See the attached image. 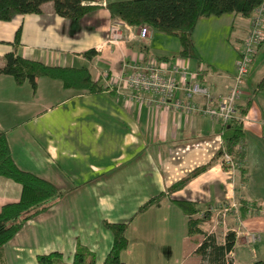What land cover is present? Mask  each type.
I'll use <instances>...</instances> for the list:
<instances>
[{
    "label": "crops",
    "instance_id": "obj_1",
    "mask_svg": "<svg viewBox=\"0 0 264 264\" xmlns=\"http://www.w3.org/2000/svg\"><path fill=\"white\" fill-rule=\"evenodd\" d=\"M111 1L122 0H96L97 8L79 21L56 15L52 2L42 5L41 14L0 21V66L13 50L20 28L17 53L22 58L51 67H85L103 88L90 94L66 89L59 80L39 77L33 90L27 82L19 86L11 76L0 74V134H5L16 166L56 187L62 179L74 183L68 188L67 210L54 205L38 217V223L34 222L38 218L26 223L4 246L0 264H37L38 255L51 252L62 255V264H72L78 245L94 254L95 264H102L112 245V234L103 221H127L146 200L202 165H209L205 172L133 219L126 230L127 246L120 253L121 261L199 264L194 251L201 240L195 243L196 237L194 242L188 237V218L171 200L191 201L201 211L236 198L250 205L243 212L244 224L250 232L260 233L263 241L243 252L236 240L233 255L243 256L240 264L264 261V86L258 88L264 79V43L237 101V108L248 101L249 106L239 119L244 132L243 165L232 171L222 168L215 158L222 140L230 134L225 131L222 137L220 125L201 114L156 109L147 96L139 101L129 91L109 85L122 73L123 63L163 56L168 59L159 62L185 65L198 72L196 82L207 87L215 99L221 98L232 84L250 19L215 17L230 18L220 25L204 22L214 17L201 18L191 35L192 53L180 57V44L174 51H152L151 30V35L141 40L140 27L122 23L118 25L121 40L110 44L108 28L118 23L106 8ZM226 25L224 34L230 35H225L224 41L218 27ZM90 50L97 54L85 57ZM194 101L204 105L202 97ZM20 195L18 184L0 177V208L18 202ZM54 211L61 212L63 218ZM53 217L58 222L57 231L51 229Z\"/></svg>",
    "mask_w": 264,
    "mask_h": 264
},
{
    "label": "trees",
    "instance_id": "obj_2",
    "mask_svg": "<svg viewBox=\"0 0 264 264\" xmlns=\"http://www.w3.org/2000/svg\"><path fill=\"white\" fill-rule=\"evenodd\" d=\"M96 0H0V21L9 22L16 16L26 14H41V7L46 2H52L56 15L71 21H79L85 15L94 11ZM264 6V0H122L107 2L106 8L113 20L121 21L128 26L147 27L152 32L174 37L180 44V57H188L192 53V32L201 18L239 15L243 19H251L255 10ZM20 28L16 31L13 50L4 56V64L0 66V74L11 76L17 85L28 83L33 90L36 79L48 77L63 83L66 89L86 90L90 94H98L102 86L92 80L87 68H61L46 66L40 62L22 58L17 53L20 45ZM264 41L262 42V44ZM241 48V47H240ZM240 51V50H239ZM238 51V54H239ZM94 50L86 52L87 58L95 56ZM158 61H166L163 56L155 57ZM264 79L258 84L263 88ZM239 106V115L246 113V107ZM222 140L215 158L227 153L234 160H242L244 152L237 146L243 143L244 132L238 119L222 125ZM243 145V144H242ZM243 147V146H242ZM209 165L199 166L185 177L173 183L164 192L149 198L135 211L132 217L123 223L103 221V227L112 234V245L102 264H125L120 259V253L127 246L126 230L133 219L152 206L160 203L167 196L182 190L191 180L208 169ZM224 169L229 170L228 167ZM0 177L9 179L21 187L18 202L8 203L0 208V259L4 246L10 242L24 225L45 214L52 206L51 201L59 196L58 188L51 182L26 171L20 170L14 163L5 134H0ZM188 218V235H198L202 240L195 250L199 256V264H234L227 255L234 251L236 232L228 231L218 242L214 234L205 229L206 222L212 214L207 212L196 217L200 210L196 203L187 200H171ZM245 205V204H243ZM242 205V206H243ZM247 206V204H246ZM246 211L242 208V212ZM243 215V214H242ZM62 255L58 252L38 255L37 264H62ZM72 264H95V256L81 245L77 246L72 255ZM250 264H264L258 260Z\"/></svg>",
    "mask_w": 264,
    "mask_h": 264
},
{
    "label": "built area",
    "instance_id": "obj_3",
    "mask_svg": "<svg viewBox=\"0 0 264 264\" xmlns=\"http://www.w3.org/2000/svg\"><path fill=\"white\" fill-rule=\"evenodd\" d=\"M263 11L264 6L259 7L250 19L248 32L242 41L235 63L232 84L228 93L221 98L215 99L208 88L196 82L198 72L190 71L185 65L159 62L156 59L145 62L133 61L131 64L123 63L122 73L112 78L109 85L111 88L117 87L120 91H129L130 96H137L138 99L147 96L149 104L156 109H171L187 115L201 114L205 118L226 124L236 116L237 101L242 94L245 78L258 47L264 41ZM120 23L126 25L118 21L108 28L107 37L110 44L122 38L118 27ZM150 33L149 28L140 27L138 36L143 40ZM126 69H129V73H126ZM195 97L204 99L202 107L195 103ZM242 146V143L239 144L237 149L242 150ZM234 162L230 155L223 153L222 164L235 169L237 165ZM210 210L216 211L218 208L215 210L211 207ZM233 256V252L229 253L227 259H233Z\"/></svg>",
    "mask_w": 264,
    "mask_h": 264
},
{
    "label": "rangeland",
    "instance_id": "obj_4",
    "mask_svg": "<svg viewBox=\"0 0 264 264\" xmlns=\"http://www.w3.org/2000/svg\"><path fill=\"white\" fill-rule=\"evenodd\" d=\"M262 15H263V21H264V11H263ZM229 19H230L229 17H222L221 19L214 17L213 19H210V20H213V21H204V22H206L207 24H209L208 22H210V23L218 22L220 25H223L225 23V21L229 20ZM263 26H264V22H263ZM222 28L223 29H221L220 26L218 27L219 33L221 31H223L222 34L224 35L223 38H224V41H225L226 37H228L230 35V33L229 34H224L225 31H227V29H228L227 25L225 26V28H224V26ZM205 29H207V26L204 27V30ZM222 34L219 35V37L221 36L220 37L221 39H223L222 38ZM150 35H151V33L148 36H150ZM225 35H226V37H225ZM152 36H153V40H154L153 44H152V47H151L152 51L159 52V53H161L163 51H174L175 49H177V47L179 45L178 40L176 38H174V37H171V36H168V35H163L161 33H155V32H152ZM220 38H219V40H220ZM191 40H192V38H191ZM114 45H115V43H114ZM261 45H262V43H261ZM260 46L258 47V49L260 48ZM258 49L256 51V54L258 52ZM255 57H256V55H255ZM255 57H254V59H255ZM254 59H253V61H254ZM243 88H244V86H243ZM242 93H243V91H242ZM141 100L142 99L140 97L139 101H141ZM235 114H236V116H235L234 119L238 123V119H240V117H241L239 115L238 108H236ZM208 120H211L212 122L220 125L221 127H222V125H224V124H222V123H220L218 121H215L214 119H208ZM242 149H243V147H242ZM218 160H219V162H220L219 164L221 165L222 168L228 167L229 168L228 171L234 170V169H232L231 166H228L226 164H222L223 163V155ZM234 161H235L234 163L237 165V168H235V169H238V168L242 167V165H243L242 160L237 161L235 159ZM62 180H60L61 182H59V180H58L59 184H58L57 188H58V191H59V196L56 197L55 199H53L51 201V204H52V206L57 205L56 209H58L60 207V208H63L64 210H67V207H68L67 203L70 200V198H68V199L66 198L68 196V188H69V185L71 187V185H74V183H71V181L68 180V179H62ZM240 201H242L241 198H236V199L229 200L227 203H223L222 204L223 206L222 205H212L211 207L215 208V210L218 208V210H216V211H211L210 210L211 207H209V206L207 207L206 206L205 208H203V210L200 211L199 214L196 215V217L198 218V217L202 216L203 213L206 214L207 212L212 214L211 219H209L206 222V224H205V229L208 232L214 234L215 237L217 238L218 242H220L222 240V238L224 237V235L228 231L236 232V240H239L238 241L239 248H242V251L245 252L246 249L249 250L255 244L262 242L263 241V237H262V235L260 233L250 232V230L247 229V226H245L244 219H243L244 216L242 215L243 214L242 208H245V210L248 211V206H250V205H247V206L243 205L242 202H240ZM116 203H117L116 205L119 206L118 201ZM74 208H75V210L78 209L77 206H75ZM249 208H252V207H249ZM225 209H227V210L224 211ZM117 211H118V209L116 210V212ZM116 212L113 213V214H116ZM250 212L251 213H255V212H253V210L250 211ZM56 213L59 216V218H63L61 216L62 215L61 212H55L54 214H56ZM40 218H38L37 220L34 219L35 220L34 222L38 223ZM55 220H56L55 217H53V220H52V223H51V229H55L54 231H57V223L58 222H54ZM30 221H32V220H30ZM187 232H188V229H187ZM188 237L192 241H193V238L196 237L197 239H195L196 240L195 243L198 241V238H199V240H202V237L201 236L198 237V235H194V236H189L188 235ZM196 256L199 258L198 255H196ZM241 257H243V256H241V255L240 256L238 255L237 257L234 256V258L232 259L234 264H240L241 263L240 262Z\"/></svg>",
    "mask_w": 264,
    "mask_h": 264
}]
</instances>
